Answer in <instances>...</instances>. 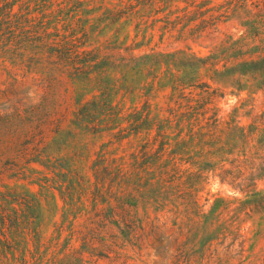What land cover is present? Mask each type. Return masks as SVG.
<instances>
[{"label": "trees", "instance_id": "16d2710c", "mask_svg": "<svg viewBox=\"0 0 264 264\" xmlns=\"http://www.w3.org/2000/svg\"><path fill=\"white\" fill-rule=\"evenodd\" d=\"M174 1L120 0L122 7L105 9L99 20L114 25L124 18L118 27L121 29L137 19V29L145 24L144 32L161 21L162 34L177 29L178 38L217 41L216 53L200 57L187 47L170 52L152 50L135 54L130 46L121 48L110 43L105 48L108 52L102 54L99 49H83L72 33L70 37L53 38L48 42L50 44L44 41L35 46L38 49L36 53H46L44 59L36 61L41 71L47 74L40 80L45 96L56 81L55 73H65L74 85L76 100L70 125L82 132L109 133L114 139L101 145L97 159L91 165L92 182L85 180L72 167V158H66L68 184L65 190L60 188V193L65 202V220L71 213L73 219L66 225L69 232L62 250L66 249L75 234H79L80 249L70 248L71 251L65 255L76 262L82 261V257L77 255L82 256L84 251L98 258L107 256L103 251L110 252L118 240L121 245L126 241L140 247L145 219L152 210L155 215L160 212L167 214L168 220L175 226V247L171 253L174 264L188 263L192 255L188 244L195 231L197 233L198 226L194 217L209 216L200 214L198 193L210 172L219 177L220 183L242 193L240 197L216 198L209 211L211 216L204 233L212 236L210 240L217 239L221 234L222 240L217 243L219 246H223L226 239L230 240L224 246L225 259L218 257L220 252L217 248L212 249L217 255V264H230V259L234 257L232 252L237 255L238 264H243L245 260V239L232 221L251 220L264 226V188L258 187V182L264 178V126L240 125L235 118L220 126L215 111L207 115L213 109L209 107V96L216 90L211 89V82L238 91L264 89L263 40L251 45L243 36L234 39L233 35L224 33L217 25L225 20L222 17L230 18L227 10L217 15L209 13L213 8L205 7L208 0L195 4L194 0L182 8L173 9ZM48 2L42 11L53 5V2ZM190 5L196 7L192 14L187 10ZM65 10L67 13L70 9L64 6L58 8L54 15L59 16L57 22L63 19ZM83 11L89 13L93 10ZM160 13L164 15L159 17ZM49 25L47 23L44 28ZM35 40L43 41L39 36ZM220 61L222 64L219 65ZM155 86L169 87L171 99L177 97L175 106L168 105L163 114L161 109L153 112L147 100L140 108L135 106L126 113L118 102L114 103L120 90L132 92L139 88L149 93ZM85 88L98 93L93 95L92 100L82 103L80 97ZM203 92L208 95H203ZM178 99H185V103ZM130 137H141L138 149L127 157L111 156L113 151H109L107 146ZM181 165L186 166L182 168ZM51 166L55 167L54 162ZM84 195H88L90 209L82 205ZM140 208L142 216L139 215ZM81 211L87 215L82 225L84 229H75L74 220ZM241 215L244 216L242 219ZM156 218L159 217L156 215ZM221 218L222 223L216 224ZM64 221L57 228L58 238L65 228ZM212 224H216L215 229L209 232ZM38 227L39 224L32 222L30 248L27 233L22 235L23 230H14V224H7L1 214L0 260L6 258L29 264L30 259L41 256ZM236 242L237 247H234ZM57 243L54 242V245ZM210 246L211 242L208 249Z\"/></svg>", "mask_w": 264, "mask_h": 264}, {"label": "rangeland", "instance_id": "374dc122", "mask_svg": "<svg viewBox=\"0 0 264 264\" xmlns=\"http://www.w3.org/2000/svg\"><path fill=\"white\" fill-rule=\"evenodd\" d=\"M48 1L53 2V5L42 11ZM193 1L176 0L172 8H182ZM201 1L195 0L194 4ZM63 6L70 10L67 13L65 10L63 19L57 22L59 16L54 15L58 8ZM113 7H122L120 0H0V215L5 216L7 224H14V230H23L22 235L27 233L26 239L29 240L30 248L32 240L29 239V232L32 230V222L39 224L41 256H37L35 260L27 256L31 264H174L171 253L175 247V226L168 220L167 214L160 212L156 214L159 218H156L152 210L145 219L140 247L132 246L126 241L121 245L118 240L110 252L103 251L107 256L98 258L84 251L82 256L77 255L82 257V261L76 262L74 258L65 256L71 251L70 248L80 249L81 239L79 234H75L66 249L62 250L69 232L66 225L73 219L71 213L65 220V202L60 193V188L65 190L68 184L65 176L66 158H72V167L76 168L85 180L92 182L91 165L97 159L101 145L114 139L109 133L82 132L70 125V119L73 117L71 111L76 108V100L74 85L65 73H55L56 81L45 96L40 80L47 74L41 71V66L37 65L36 61L44 59L46 53H36L38 49L35 46L44 41L47 44L53 38L59 40L63 36L73 35L83 49H99L102 54L108 52L105 48L110 43L120 45L121 48L130 46L135 54L152 50L170 52L190 47L197 56L205 57L218 51L215 49L217 41L178 38L177 29L162 34L161 21L156 22L153 27H148L146 32L145 24L137 29V19L121 29L118 27L124 18L114 25L100 21L103 11ZM205 7L213 8L209 13L215 15L227 10L226 14L230 18L222 17L225 20L217 25L224 33L233 35L234 39L243 36L251 45L259 43L260 40L264 43V0H208ZM195 8L190 5L187 10L192 14ZM83 10L93 11L85 13ZM43 12L45 13L42 14ZM163 15L164 13L158 14L159 17ZM150 21L149 19V24ZM47 23L50 25L45 29ZM38 36L43 41L35 40ZM203 79L208 80L206 77ZM211 86V89L216 90L209 96V107L213 109L207 115L210 116L215 111L220 126H225L231 118H235L236 122L244 126H264V89L255 92L238 91L212 82ZM81 93V102L84 103L92 100L93 95L98 92L85 88ZM203 95L208 94L203 92ZM176 99V96L171 99L169 87L155 86L149 93L146 89L139 88L132 92L120 90L114 103L118 102L119 106L123 107V113H126L135 106L140 108L147 100L153 112L161 109L163 114L168 105L175 106ZM178 101L185 103V99ZM141 143V137H130L120 143H110L107 149L113 151L111 156L127 157L129 153L136 151ZM262 155L264 157V150ZM48 158L50 161H47ZM52 162L55 167L51 166ZM185 166L181 165L182 168ZM258 187L264 188V178L258 182ZM234 191L226 184L220 183L217 175L208 173V178L198 193V202L201 205L200 214L209 216L194 217L198 226L197 233L195 231L188 244L192 253L191 259L188 263L179 264H217V255L212 251L214 248L220 252L218 257L225 259L224 246L230 242L229 238L224 241L223 246H219L217 243L222 240V235L210 240L212 236L205 234L203 230L209 223V211L214 200L218 197L231 198L242 195L241 192ZM87 197L88 195L82 197V205L90 209L91 202ZM139 215H143L141 208ZM86 217L83 211L77 213L74 228L84 229L82 225L85 224ZM243 217L240 216L241 219ZM222 220L223 218L216 224H221ZM63 221L65 228L58 238L57 228ZM231 223L239 228L238 232L245 239L243 264L262 263L264 226L251 220H235ZM216 224L211 225L209 232L215 229ZM114 232L117 231L114 229ZM56 241L58 243L54 245ZM237 242L234 247H237ZM47 246L49 248L46 250ZM44 250L45 252H42ZM232 254L234 257L230 259V264H238L237 255H234L235 252ZM52 257L54 258L51 259ZM0 264L21 262L2 258Z\"/></svg>", "mask_w": 264, "mask_h": 264}]
</instances>
